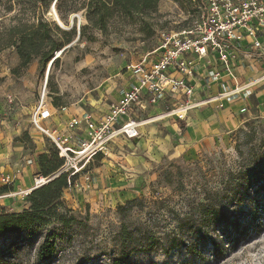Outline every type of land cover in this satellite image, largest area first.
<instances>
[{"label":"rangeland","instance_id":"374dc122","mask_svg":"<svg viewBox=\"0 0 264 264\" xmlns=\"http://www.w3.org/2000/svg\"><path fill=\"white\" fill-rule=\"evenodd\" d=\"M202 2L158 0L154 12L118 16L105 30L88 26L84 10L65 23L55 9L60 28L49 7L44 19L71 41L53 53L46 80L49 61L20 67L7 37L36 21L0 0V179L10 181L0 184L11 188L0 196V227L28 208L24 192L39 179L38 156L55 149L30 120L42 92L54 116L107 108L125 66L152 60L168 36L191 25ZM245 101L178 130L158 122L151 135L145 128L136 142L96 155L62 193L63 222L1 235L0 264H264V108L254 94ZM45 236L55 240V254L41 261Z\"/></svg>","mask_w":264,"mask_h":264},{"label":"built area","instance_id":"2783aa9c","mask_svg":"<svg viewBox=\"0 0 264 264\" xmlns=\"http://www.w3.org/2000/svg\"><path fill=\"white\" fill-rule=\"evenodd\" d=\"M202 6L191 25L168 36L164 44L153 52L152 60L144 59L127 68L135 83L119 90L117 102L110 105L105 114L94 117L91 111H85L69 121V129L83 128L84 137H76L75 144L71 143L70 137L42 124L51 117L42 92L30 120L34 128L47 136L58 150L59 157L63 159L60 172H70V177L75 176L93 157L105 154L114 141L137 138L141 124L132 118V114L136 108L143 109L145 101L149 105L163 102L167 97L179 101L176 108L165 113L183 121L190 110L211 102H218L222 107L223 101H231L242 91L241 87L228 90V82L224 78L236 79L234 53L242 40L248 38L253 48H260L256 33L264 28V0H205ZM75 16L79 19V15ZM209 52L216 55L221 70L210 71L205 80L207 84L219 82L222 91L216 97L195 103L192 100L193 87L186 79L194 76L196 68L194 61L187 56L203 59ZM48 179H34L31 190L45 184ZM0 180L5 184L10 182L8 177ZM31 190L24 192L25 195Z\"/></svg>","mask_w":264,"mask_h":264},{"label":"trees","instance_id":"16d2710c","mask_svg":"<svg viewBox=\"0 0 264 264\" xmlns=\"http://www.w3.org/2000/svg\"><path fill=\"white\" fill-rule=\"evenodd\" d=\"M13 1L23 11L31 14L36 21L30 27H12L7 37L13 39L19 58V66H27L33 59L39 58L42 67L52 59L53 53L68 44L70 34L61 30L56 24L44 19V15L55 0H6ZM158 0H56L55 9L62 21L80 10L88 26L105 30L107 24L118 16L130 17L133 14L154 12ZM60 20V21H61ZM85 26L80 27V37ZM61 36V38H58ZM58 55V53H57ZM63 159L55 149L38 156L39 178H50L45 184L31 190L27 195L28 208L16 222L0 227V236L7 232H21L34 226L46 227L54 222H63V215L58 211L65 189L74 182L75 176L70 172H60ZM11 191L7 185L0 184V196ZM131 201L129 203H133ZM55 240L45 236L37 250V258L49 260L55 254ZM112 264H131L124 261H113Z\"/></svg>","mask_w":264,"mask_h":264},{"label":"crops","instance_id":"0c3cea01","mask_svg":"<svg viewBox=\"0 0 264 264\" xmlns=\"http://www.w3.org/2000/svg\"><path fill=\"white\" fill-rule=\"evenodd\" d=\"M256 39L260 43V48L255 49L252 47L250 39L245 38L238 44V48L234 53L236 55L235 64H234V75L235 81H231L228 77H225L224 80L228 82V90H233L237 87H241L242 91L236 95L231 101H223L222 107H219L218 102H211L205 106L200 108H196L187 112L186 117L183 121H178L174 116H167L166 111L172 110L176 108L179 104V101L174 100L171 97H167L163 102H160L156 105H149L146 101L144 102V108H136L132 114V118H134L137 122H139V136L132 140H127L124 138H120L114 141L110 146L108 151L115 148L117 142L119 141H130L136 142L140 139L141 135L146 129H151L150 134L154 131V126L158 122L165 127V129H169L171 127H175L178 130L179 126H188L192 121H200V119H204L207 117L213 116H222L225 113L231 112L236 107H244L246 104L245 99L248 98L249 94H254L256 107L263 110L264 108V28L258 29L256 33ZM188 59H192L195 63V72L192 78H187L186 81L189 85L193 87L194 93L192 100L193 102L203 101L209 98L216 97L222 90L219 88V82H213L207 84L205 78L207 77L210 71L215 69L221 70V65L217 60L216 55L209 52L207 57L203 59H197L196 56L189 55ZM146 59V58H144ZM143 59V60H144ZM141 62V61H140ZM135 65V64H134ZM130 65L125 66V71L122 75L121 83L117 89L116 98L110 104H114L117 102L119 96V90L122 88H129L133 83H135V79L131 74V71L127 68ZM174 76L179 77L177 74L173 73ZM223 74V73H222ZM247 92V93H245ZM245 93V94H244ZM245 95V98L243 97ZM110 105L107 108H98L92 107L89 109H79L73 110L71 109H63L66 110L64 114H59L58 116H54V112H52V108L50 109L51 117L44 121V126L49 129H55L61 135H65L71 138V143H74V139L77 137L83 138V128H79L76 130H71L68 128L69 121L76 116L81 115L85 111H91L94 117L105 114ZM242 109V108H241ZM68 111V112H67ZM70 111V112H69ZM216 115V116H215ZM151 125H154L151 127ZM82 127V126H81ZM156 127V126H155ZM1 153V150H0ZM4 160V159H3ZM14 158L12 157V159ZM9 159L5 158L4 162H8ZM15 162L17 160H14ZM14 162V163H15ZM3 171L6 170L5 167H0ZM33 186V184H31ZM30 188V187H29Z\"/></svg>","mask_w":264,"mask_h":264},{"label":"bare ground","instance_id":"6f19581e","mask_svg":"<svg viewBox=\"0 0 264 264\" xmlns=\"http://www.w3.org/2000/svg\"><path fill=\"white\" fill-rule=\"evenodd\" d=\"M50 13L53 15V17H54V21L57 22V24H58L60 27H64V26H63V23H62V22L60 21V19L58 18L55 9H53V11L50 10ZM61 52H62V51H61ZM61 52H60V53H61ZM58 56H59V55H58ZM50 67H51V66H50ZM50 67L47 68V70H46V74H45V78H46V80H47V77H48V74H49L48 72H49Z\"/></svg>","mask_w":264,"mask_h":264},{"label":"water","instance_id":"95a60500","mask_svg":"<svg viewBox=\"0 0 264 264\" xmlns=\"http://www.w3.org/2000/svg\"><path fill=\"white\" fill-rule=\"evenodd\" d=\"M55 2H56V0L52 3V5H51V7H50V10H52V11H53V9H55ZM70 24H72V22H71ZM60 28H61V27H60ZM70 28H71V27H70ZM70 45H71V44H69L68 47H70ZM52 63H53V59H51V60L49 61L47 68H49V67L52 65ZM49 180H50V178L48 179V181H49Z\"/></svg>","mask_w":264,"mask_h":264}]
</instances>
